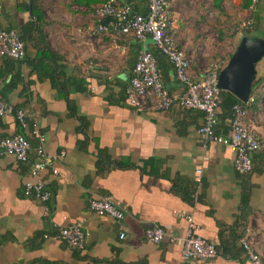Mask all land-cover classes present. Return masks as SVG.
I'll return each instance as SVG.
<instances>
[{
	"label": "crops",
	"instance_id": "obj_1",
	"mask_svg": "<svg viewBox=\"0 0 264 264\" xmlns=\"http://www.w3.org/2000/svg\"><path fill=\"white\" fill-rule=\"evenodd\" d=\"M105 1L38 0L49 49L61 57L53 79H39L23 66V82L9 90L10 75L0 57V102L24 110L32 120L22 130L12 116L0 117V138L21 134L31 146L26 163L0 155V264H249L241 240L264 260V150L251 156L254 171L241 175L229 147L205 144L198 136L201 112L178 106L165 111L133 108L125 89L137 55L155 48L150 39L141 43L132 36L95 32V10ZM225 1L240 15H249L247 21L254 19L251 34L264 39V0H257L252 11V0L247 7L246 0ZM117 3H129L137 14L147 12V0ZM30 6L31 0H3L0 26L19 32L26 22L37 21ZM177 15L170 8V20ZM177 41L190 60L191 75L199 79L206 69L198 50L184 37ZM26 55H36L29 43ZM165 65L159 69L164 86L171 96H182L183 85ZM253 92L257 103L248 108L246 123L264 141V58L256 65ZM229 120L218 118L216 134H227ZM35 129L47 154L57 157L58 175L48 170L41 174L50 194L47 203L24 194L25 183L34 181L29 171L36 160ZM244 185L250 187V213L239 220ZM102 196L126 212L123 220L90 210L89 200ZM183 214H191L199 235L220 255L183 261L178 245L145 239V230L154 226L184 236ZM71 225L89 233L83 250L57 236L59 228Z\"/></svg>",
	"mask_w": 264,
	"mask_h": 264
},
{
	"label": "built area",
	"instance_id": "obj_2",
	"mask_svg": "<svg viewBox=\"0 0 264 264\" xmlns=\"http://www.w3.org/2000/svg\"><path fill=\"white\" fill-rule=\"evenodd\" d=\"M174 0H147V12L137 14L129 3L118 4L117 0H106L95 10L98 34H111L114 36H132L143 43L150 39L152 46L158 50L171 64L174 77L183 87L180 97H173L164 86L157 60L145 48L137 55L132 70V78L125 89L127 102L136 110L165 111L173 106L186 110H195L202 113V124L197 129L198 136L206 144L215 142L229 147L233 153V166L238 174H246L252 170L251 156L259 150H264V141L246 123L248 116L247 106L255 102L256 96L252 91L246 103L233 107V115L229 120L226 135H218L215 130L218 125V105L220 103V89L217 86L218 75L225 66L211 64L204 74L194 78L190 73V60L184 50L179 46L173 32L170 20V8ZM3 0H0V16ZM257 0H252L249 9L254 10ZM107 20V24H103ZM244 28H251L252 21H247ZM0 57L10 58L25 66L26 49L20 35L14 29H4L0 26ZM10 115L19 128L25 130L32 122L24 110H15L6 102H0V117ZM38 140L35 147L36 160L30 166V176L34 181H27L24 185L25 196L47 203L50 197L46 183L41 174L48 170L58 175L55 159L47 154L44 147V138L37 129L32 132ZM31 146L29 141L21 134L0 138V155L12 156L17 161L26 163L29 158ZM65 153L61 152L60 157ZM200 170L197 173L200 174ZM90 210L97 216H106L116 222L123 220L126 212L108 196L91 198ZM48 213L47 208L45 214ZM187 222V229L182 237H177L161 227L154 226L145 230V239L154 244L166 241L180 247L183 261L193 259H213L221 253L216 246L199 235L200 228L195 224L191 214H183ZM58 238L69 247L83 250L89 233L80 225L61 227ZM120 239L124 234L119 235ZM240 244L245 251L249 264H264V260L252 245L241 240Z\"/></svg>",
	"mask_w": 264,
	"mask_h": 264
},
{
	"label": "rangeland",
	"instance_id": "obj_3",
	"mask_svg": "<svg viewBox=\"0 0 264 264\" xmlns=\"http://www.w3.org/2000/svg\"><path fill=\"white\" fill-rule=\"evenodd\" d=\"M212 3L213 0H174L171 6L178 14L175 21L172 19L175 37H184L192 49L198 50L204 69L211 64L227 63L249 18L240 15V10L228 1L222 3V12Z\"/></svg>",
	"mask_w": 264,
	"mask_h": 264
},
{
	"label": "trees",
	"instance_id": "obj_4",
	"mask_svg": "<svg viewBox=\"0 0 264 264\" xmlns=\"http://www.w3.org/2000/svg\"><path fill=\"white\" fill-rule=\"evenodd\" d=\"M225 0H213L212 6L222 12V3ZM250 3V0H246L245 4L243 7H247ZM38 0H31V13L33 15L39 16V19L37 21H28L26 22L21 29L19 30L18 34L20 35L21 41L24 43L25 49H26V44L29 43L31 46L35 47L36 49V55L34 58H28L26 57L25 61V66L30 68L32 71L37 72L38 78H50L53 79V76L56 73L57 70V61L61 60V57L57 54H55L51 49H49L48 43L45 39V34L43 33L40 25V13L38 9ZM256 28V21L253 19V23L251 28L247 29L244 28L243 31V38H257L256 36L252 35L251 32ZM152 55L155 57L157 60V65L160 69V67L166 66L165 64H171L167 61V59L156 49L154 51L149 50ZM231 57V54L229 55V58ZM165 60V61H164ZM226 62L224 63H219L220 65L224 66ZM4 66L7 68V73L10 75V80L7 85V88L9 90L15 89L20 83L23 82L22 74H21V69H22V64L20 62H17L15 60H12L10 58H5L3 61ZM56 65V67L54 66ZM172 67V66H171ZM61 85V84H58ZM63 86V84L61 85ZM255 87V81L252 84V89L251 93ZM256 99H255V102ZM253 103V104H254ZM237 104H242L233 94L227 92V91H220V103L218 105V115L217 117L221 121L229 120L232 118L233 115V107ZM251 105L247 106L250 108ZM69 109L72 110V107L70 106V103H68ZM252 160V157H251ZM109 162V161H108ZM99 165H100V159H99ZM254 171V168H252ZM251 173V172H249ZM246 173V174H249ZM243 175V174H241ZM247 184V183H246ZM242 193H241V208H240V214H239V220L246 219L247 216L249 215V192H250V187L249 185H244L242 188ZM200 199V198H198ZM222 246V245H221ZM227 248L222 247V252L223 254L226 255L227 253Z\"/></svg>",
	"mask_w": 264,
	"mask_h": 264
},
{
	"label": "water",
	"instance_id": "obj_5",
	"mask_svg": "<svg viewBox=\"0 0 264 264\" xmlns=\"http://www.w3.org/2000/svg\"><path fill=\"white\" fill-rule=\"evenodd\" d=\"M103 24H107L104 20ZM264 58V39L244 37L218 75L217 86L246 103L256 78V65Z\"/></svg>",
	"mask_w": 264,
	"mask_h": 264
}]
</instances>
